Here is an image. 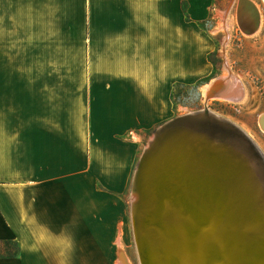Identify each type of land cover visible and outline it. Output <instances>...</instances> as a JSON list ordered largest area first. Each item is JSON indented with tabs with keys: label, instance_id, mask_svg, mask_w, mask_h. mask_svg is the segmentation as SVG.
Listing matches in <instances>:
<instances>
[{
	"label": "crops",
	"instance_id": "1",
	"mask_svg": "<svg viewBox=\"0 0 264 264\" xmlns=\"http://www.w3.org/2000/svg\"><path fill=\"white\" fill-rule=\"evenodd\" d=\"M0 16V264H111L99 149L121 167L113 142L170 119L177 79L210 98L230 80H206L204 35L174 0H0Z\"/></svg>",
	"mask_w": 264,
	"mask_h": 264
},
{
	"label": "rangeland",
	"instance_id": "2",
	"mask_svg": "<svg viewBox=\"0 0 264 264\" xmlns=\"http://www.w3.org/2000/svg\"><path fill=\"white\" fill-rule=\"evenodd\" d=\"M236 1L174 0L175 23L193 22L204 35L207 66L214 68L206 80L220 71L223 77L235 76L240 87L242 85L244 88V95L239 100L206 98L203 94L204 89L198 90V85L192 84V81L177 79L172 97L174 109L167 121L186 113L210 110L243 128L264 154V130L259 123L260 117L264 114V17L262 28L257 33L243 32L236 21ZM255 1L261 3V0ZM80 8L82 9L83 6ZM1 20H5V15ZM85 20L83 8L78 14V21L85 22ZM8 21H14L12 13H9ZM79 33L84 34L81 30ZM84 35L80 36V39ZM79 59V65L84 66L83 54L79 55ZM238 94L240 97L241 92L234 96ZM160 126L137 131V134L126 133L119 138L121 140L113 142L121 146L126 145L127 148L128 154L126 159L122 160L121 167H118L119 163L116 165V160L104 158L108 154L106 150L99 149V155L97 154L99 157H95L94 180L106 185L103 190L109 197L111 205L107 226L105 225L111 235V264H114V261L121 264L124 258L127 259L128 264H139L133 237L132 182L140 156L143 155L144 149L155 135V130ZM122 151L116 153L120 154ZM119 226L123 228L122 231H119ZM5 247L12 254L17 253L14 244Z\"/></svg>",
	"mask_w": 264,
	"mask_h": 264
},
{
	"label": "bare ground",
	"instance_id": "3",
	"mask_svg": "<svg viewBox=\"0 0 264 264\" xmlns=\"http://www.w3.org/2000/svg\"><path fill=\"white\" fill-rule=\"evenodd\" d=\"M245 1H243L244 3L242 2L243 9L253 13L250 10V5L247 3L248 0ZM255 2L250 1L251 5L253 4L257 10L259 25L262 19L261 11L259 4L257 5ZM262 2L264 4V0ZM245 27L252 30L255 27V18H250L245 23ZM222 79L223 81L227 80L225 77H222ZM228 79L231 84L230 93L232 95L234 92L239 93V84L236 77L233 76ZM211 87L212 84L208 83L203 88L206 98H210V94H213L214 90L212 91ZM232 95L230 97L224 94H218L212 97H225L231 100H239L241 98V96L232 97ZM200 111H203L202 113L207 111L208 115L214 118L229 121L210 110ZM196 113L186 114L190 116ZM259 123L264 130V114L260 118ZM169 124L172 123L170 122ZM231 124L233 126L234 124L235 126L237 125L233 122ZM237 127L241 131V135L246 138V142L241 138L238 139L241 142V144L239 143L240 145L238 143H225L219 147H214L207 137L197 138L198 135H194V132L191 133L189 129L178 128L176 133L185 139L177 150L167 156V170L164 176V178L166 177V181L160 182L158 188H161V195L165 196L174 194L175 190H179L181 192L180 198H182L179 199V202L183 200V210L191 209L193 213L191 215L199 222H203L206 213L208 214L212 211L218 214L219 220L216 221L217 225L209 228L205 238L211 245H216L219 249L218 255L221 258V262H223L222 264H262L264 260V244L258 247V239L259 237H263L264 240V173L262 167L255 161L254 153L261 158L263 166L264 154L249 133L239 125ZM162 128L163 126H160L157 130H161ZM219 130L228 133L225 130ZM229 134L234 135L230 131ZM158 138L159 133H155L151 143L144 149L143 156L152 150ZM133 189L132 213L136 221L137 206L134 204L140 192L136 190L134 185ZM177 211L178 209H170L168 211L169 213L164 215L165 222L176 224L179 234L177 238H172L166 243L168 247L176 244L177 247H182L181 245H187L189 242L187 231L188 227L191 226V221L186 219V217H179ZM217 228L218 230L216 231ZM212 230H215V233ZM225 231H227L226 234ZM133 237L137 250L138 263L144 264L140 258L134 227ZM228 238H230L231 244L224 250L223 247L227 243ZM150 241L156 245L154 240L152 241L150 239ZM197 244L198 247L193 253L187 250V247L183 249V252H186L185 256L182 255L183 253H177V259L181 264H203V254L199 247V240H197ZM256 247L259 248L260 252H255ZM157 256V260L160 261L161 258L165 257V254L157 252ZM157 260L156 262L159 263ZM121 264H128L127 259H122Z\"/></svg>",
	"mask_w": 264,
	"mask_h": 264
},
{
	"label": "water",
	"instance_id": "4",
	"mask_svg": "<svg viewBox=\"0 0 264 264\" xmlns=\"http://www.w3.org/2000/svg\"><path fill=\"white\" fill-rule=\"evenodd\" d=\"M243 1L246 2L245 0H239V10L237 13L238 25L243 32L252 34L258 29L259 16L255 6L251 5L250 1H247L250 5V10L253 11L252 18H255V27L252 30L247 29L245 23L249 21V19H247L249 18L247 17L249 10L243 9ZM202 112L197 111L196 114L190 116L189 114L177 116L167 123H162L161 126H163V128L161 130H155V133H159L158 141L155 142L149 153L145 156H140L139 162L136 166L132 184L136 187V190L140 192V195H138L139 197H136L134 204L137 206L136 221L133 217V213L132 217L136 243L139 249L140 258L144 264H181L177 259V253H183L182 255L185 256L186 252H183L185 247L193 253L198 247L197 240H199V247L202 250L203 264L223 263L218 255L219 249L217 246L211 245L205 238L208 234L209 228L217 225L216 221L219 220L218 214L212 211L208 214L206 213L203 222H199L193 215H191L193 214L191 209L186 208V211L183 210V200L179 202V199H182L180 198L181 192H179V190H175L174 194H169L168 197L161 195V188H158L160 182H163L164 180L166 181V177L164 178V176L166 173L165 171L167 170V156L177 150L185 139L176 133L178 128L189 129L191 133L194 132V135H198L197 138L207 137L214 147H219L225 143H238V145H240L241 142H239L238 139L241 138L246 142V138L241 135V131L238 130V127L235 126V124L233 126L230 121L214 118L213 116L208 115L207 111L204 113ZM170 122L172 124H169ZM213 126L214 128H212ZM219 129L225 130L228 133L221 132ZM229 131L234 135L229 134ZM239 136L240 138H238ZM187 138L189 139L188 136ZM254 154L255 161H257L259 166L262 167L264 173V166L261 163V158H259L256 153ZM170 209H178L177 214L179 217H186V219L191 221V226L188 227L187 231L188 237L185 235L189 238V242L187 245H181L182 247H177V244L168 247L166 244L172 238H177L179 236L176 224L165 222L164 220V215H167ZM217 230L218 228L216 231ZM214 231L215 230H212V232ZM226 233L227 231H225V234ZM150 239L152 241L154 240L156 245L152 244ZM162 241L165 243L164 245H162ZM226 242L227 243L223 247L224 250L228 248L229 244H231L230 238H228ZM258 242V247L262 246L264 244L263 237H259ZM258 247L255 248V252H260ZM157 252L165 254V257L161 258L160 261L157 260ZM156 260L159 263H157ZM262 264H264V260L262 261Z\"/></svg>",
	"mask_w": 264,
	"mask_h": 264
},
{
	"label": "flooded vegetation",
	"instance_id": "5",
	"mask_svg": "<svg viewBox=\"0 0 264 264\" xmlns=\"http://www.w3.org/2000/svg\"><path fill=\"white\" fill-rule=\"evenodd\" d=\"M248 1H253V2H255V0H248ZM255 3H257V5L259 4V7H260V11H261V17H262V12L264 13V9H263V7H264V4H263V2H262V0H261V3H258L257 1L255 2ZM253 5V4H252ZM239 0H237L236 1V3H235V13H236V16H237V13H238V10H239ZM249 14H248V16L247 17H249V18H247V19H249L250 20V18H252V12L251 11H249L248 12ZM262 20V19H261ZM259 28H260V24L258 25V29H257V31L256 32H258V30H259ZM241 30V29H240ZM256 32H254V33H252V34H255Z\"/></svg>",
	"mask_w": 264,
	"mask_h": 264
}]
</instances>
